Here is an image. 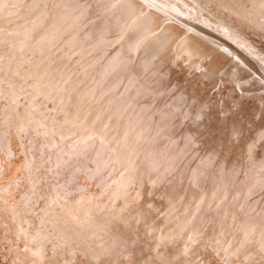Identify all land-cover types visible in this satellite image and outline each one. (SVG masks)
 I'll return each instance as SVG.
<instances>
[{"label":"rangeland","instance_id":"obj_1","mask_svg":"<svg viewBox=\"0 0 264 264\" xmlns=\"http://www.w3.org/2000/svg\"><path fill=\"white\" fill-rule=\"evenodd\" d=\"M2 137L0 264H264V0H0Z\"/></svg>","mask_w":264,"mask_h":264},{"label":"bare ground","instance_id":"obj_2","mask_svg":"<svg viewBox=\"0 0 264 264\" xmlns=\"http://www.w3.org/2000/svg\"><path fill=\"white\" fill-rule=\"evenodd\" d=\"M192 1V0H191ZM123 3V2H122ZM187 4V3H186ZM192 5V4H191ZM189 6H190V4H189ZM194 7V6H193ZM196 7V6H195ZM194 7V8H195ZM153 15V14H152ZM156 17H158V16H156ZM147 18V17H146ZM153 18H154V16H153ZM155 19V18H154ZM205 36V35H204ZM202 37V36H201ZM198 44H200V43H198ZM190 45V44H189ZM185 46H187V45H185ZM197 46V45H196ZM222 48V47H221ZM189 49V48H188ZM225 50V49H224ZM231 55V54H230ZM242 68V67H241ZM243 70V69H242ZM244 71V70H243ZM236 72V71H235ZM250 72V71H249ZM239 74V73H238ZM234 75V74H233ZM6 140V141H5ZM0 143L3 145V147H1V148H3V151L1 152V153H3L4 155H6L9 151H10V148H12V141L11 140H8L7 138H4V137H2L1 139H0ZM90 152V151H89ZM11 154V153H10ZM72 162V161H71ZM98 163V162H97ZM93 164V163H92ZM91 164V165H92ZM90 166V165H89ZM107 171V170H106ZM49 173V172H48ZM48 177V176H47ZM49 185V184H48ZM67 227V226H66ZM82 227V226H81ZM83 229V228H82ZM85 230V229H84ZM87 232V231H86ZM7 233V232H6ZM5 233V234H6ZM69 233V232H68ZM7 235V234H6ZM2 236H3V234H2ZM84 236H86V235H84ZM91 236V235H90ZM7 237V236H6ZM3 238V237H2ZM79 238H81V237H79ZM88 238H89V236H88ZM83 239V238H82ZM86 240H88V239H86ZM81 241V240H80ZM5 242V241H4ZM88 242V241H87ZM90 242H92V241H90ZM7 243V242H6ZM91 244H93V243H91ZM89 246H92V245H90L89 244ZM3 247V246H2ZM8 251V250H7ZM6 252V251H5ZM20 254V253H19ZM19 256V255H18ZM17 256V257H18ZM18 259V258H17ZM21 259V258H20ZM4 264H6V263H4Z\"/></svg>","mask_w":264,"mask_h":264}]
</instances>
